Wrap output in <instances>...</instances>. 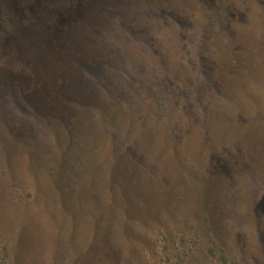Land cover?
<instances>
[{"label":"rangeland","instance_id":"1","mask_svg":"<svg viewBox=\"0 0 264 264\" xmlns=\"http://www.w3.org/2000/svg\"><path fill=\"white\" fill-rule=\"evenodd\" d=\"M50 2L0 0V264H264V0Z\"/></svg>","mask_w":264,"mask_h":264},{"label":"flooded vegetation","instance_id":"2","mask_svg":"<svg viewBox=\"0 0 264 264\" xmlns=\"http://www.w3.org/2000/svg\"><path fill=\"white\" fill-rule=\"evenodd\" d=\"M39 0H37V2H38ZM41 1H43L44 2V4H45V6H49L50 5V7H51V3L52 2H50V1H55V0H41ZM53 6V5H52ZM48 9V8H47Z\"/></svg>","mask_w":264,"mask_h":264}]
</instances>
